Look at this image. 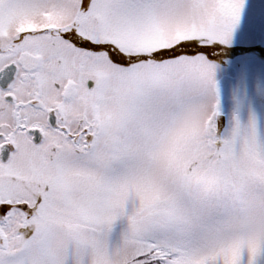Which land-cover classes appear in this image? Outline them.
<instances>
[{
  "label": "snow or ice",
  "instance_id": "6c2138e0",
  "mask_svg": "<svg viewBox=\"0 0 264 264\" xmlns=\"http://www.w3.org/2000/svg\"><path fill=\"white\" fill-rule=\"evenodd\" d=\"M0 264H264V0H0Z\"/></svg>",
  "mask_w": 264,
  "mask_h": 264
}]
</instances>
